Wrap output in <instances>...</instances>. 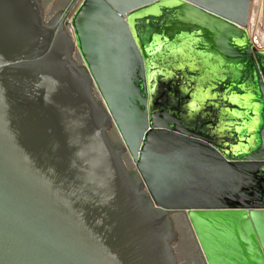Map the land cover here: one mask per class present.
<instances>
[{"label":"water","instance_id":"95a60500","mask_svg":"<svg viewBox=\"0 0 264 264\" xmlns=\"http://www.w3.org/2000/svg\"><path fill=\"white\" fill-rule=\"evenodd\" d=\"M252 18L253 0H70L49 20L0 0V264H178L174 212L206 264H264Z\"/></svg>","mask_w":264,"mask_h":264},{"label":"rangeland","instance_id":"374dc122","mask_svg":"<svg viewBox=\"0 0 264 264\" xmlns=\"http://www.w3.org/2000/svg\"><path fill=\"white\" fill-rule=\"evenodd\" d=\"M69 1L70 0H42L41 4L45 11L46 19L49 20L57 13L63 11ZM258 6H260L259 13L257 12ZM252 27L257 36L259 38L261 37L264 41V0H253ZM75 60L79 65H83L79 55L75 54ZM110 137L115 144H123L115 128L110 130ZM122 159L128 169H135L127 153L122 156ZM170 217L177 234V240L172 244V248L178 264H206L186 213L174 212L171 213Z\"/></svg>","mask_w":264,"mask_h":264},{"label":"bare ground","instance_id":"6f19581e","mask_svg":"<svg viewBox=\"0 0 264 264\" xmlns=\"http://www.w3.org/2000/svg\"><path fill=\"white\" fill-rule=\"evenodd\" d=\"M257 10H258L257 12L259 13V11H260V6H258Z\"/></svg>","mask_w":264,"mask_h":264},{"label":"built area","instance_id":"2783aa9c","mask_svg":"<svg viewBox=\"0 0 264 264\" xmlns=\"http://www.w3.org/2000/svg\"><path fill=\"white\" fill-rule=\"evenodd\" d=\"M77 54V53H76ZM78 55V54H77ZM74 59H75V55H74Z\"/></svg>","mask_w":264,"mask_h":264},{"label":"crops","instance_id":"0c3cea01","mask_svg":"<svg viewBox=\"0 0 264 264\" xmlns=\"http://www.w3.org/2000/svg\"><path fill=\"white\" fill-rule=\"evenodd\" d=\"M42 1V0H41ZM69 3V2H68Z\"/></svg>","mask_w":264,"mask_h":264}]
</instances>
